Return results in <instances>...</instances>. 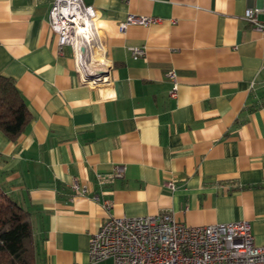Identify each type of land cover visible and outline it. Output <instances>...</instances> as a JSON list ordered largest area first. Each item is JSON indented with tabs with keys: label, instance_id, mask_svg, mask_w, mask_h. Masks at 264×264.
<instances>
[{
	"label": "crops",
	"instance_id": "obj_1",
	"mask_svg": "<svg viewBox=\"0 0 264 264\" xmlns=\"http://www.w3.org/2000/svg\"><path fill=\"white\" fill-rule=\"evenodd\" d=\"M52 2L0 0V74L30 113L14 139L0 130V186L29 213L35 263L88 264L108 216L163 210L189 225L247 220L264 244V35L242 18L264 0H83L112 64L98 87L71 46L58 51ZM128 14L157 21L120 32ZM114 164L123 176L99 185Z\"/></svg>",
	"mask_w": 264,
	"mask_h": 264
},
{
	"label": "built area",
	"instance_id": "obj_2",
	"mask_svg": "<svg viewBox=\"0 0 264 264\" xmlns=\"http://www.w3.org/2000/svg\"><path fill=\"white\" fill-rule=\"evenodd\" d=\"M264 7H248L242 18L264 35V20L258 12ZM156 17L128 14L117 25L123 32L128 25H149ZM96 10L83 0H53L48 24L56 36L58 51L63 46L73 48L76 66L82 83L98 87L109 83L112 64L99 56ZM134 59L144 56V48H129ZM90 75V77H87ZM175 73L169 96L176 97ZM123 164H114L108 173H97L99 185L123 176ZM171 188L173 182L167 183ZM76 194L88 190L77 180L71 184ZM98 199V195L93 196ZM103 205L109 206L104 200ZM88 264L111 259L112 264H264V244L253 240L247 220L189 225L177 220L168 210L143 216H108L92 233L88 242Z\"/></svg>",
	"mask_w": 264,
	"mask_h": 264
},
{
	"label": "trees",
	"instance_id": "obj_3",
	"mask_svg": "<svg viewBox=\"0 0 264 264\" xmlns=\"http://www.w3.org/2000/svg\"><path fill=\"white\" fill-rule=\"evenodd\" d=\"M30 119L13 79L0 74V130L14 139ZM29 213L0 186V264H36Z\"/></svg>",
	"mask_w": 264,
	"mask_h": 264
},
{
	"label": "water",
	"instance_id": "obj_4",
	"mask_svg": "<svg viewBox=\"0 0 264 264\" xmlns=\"http://www.w3.org/2000/svg\"><path fill=\"white\" fill-rule=\"evenodd\" d=\"M87 77H90V75H87Z\"/></svg>",
	"mask_w": 264,
	"mask_h": 264
}]
</instances>
